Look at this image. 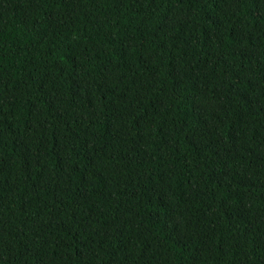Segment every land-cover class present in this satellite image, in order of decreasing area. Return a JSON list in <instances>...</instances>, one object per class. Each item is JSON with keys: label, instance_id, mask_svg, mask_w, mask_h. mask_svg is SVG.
Instances as JSON below:
<instances>
[{"label": "trees", "instance_id": "16d2710c", "mask_svg": "<svg viewBox=\"0 0 264 264\" xmlns=\"http://www.w3.org/2000/svg\"><path fill=\"white\" fill-rule=\"evenodd\" d=\"M0 264H264V0H0Z\"/></svg>", "mask_w": 264, "mask_h": 264}]
</instances>
